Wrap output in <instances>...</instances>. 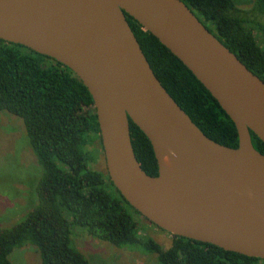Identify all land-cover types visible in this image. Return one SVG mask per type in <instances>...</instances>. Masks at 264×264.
<instances>
[{
  "label": "water",
  "instance_id": "water-1",
  "mask_svg": "<svg viewBox=\"0 0 264 264\" xmlns=\"http://www.w3.org/2000/svg\"><path fill=\"white\" fill-rule=\"evenodd\" d=\"M126 13L194 73L234 121L239 145L206 135L153 70ZM0 39L71 68L94 99L107 172L159 228L264 259V80L183 0H0ZM132 119L152 143L148 174Z\"/></svg>",
  "mask_w": 264,
  "mask_h": 264
},
{
  "label": "trees",
  "instance_id": "trees-1",
  "mask_svg": "<svg viewBox=\"0 0 264 264\" xmlns=\"http://www.w3.org/2000/svg\"><path fill=\"white\" fill-rule=\"evenodd\" d=\"M183 1L264 80V43L250 26L259 24L256 18L235 0ZM253 12L264 15V0L254 1ZM126 16L168 92L206 135L237 147V127L218 100L158 37L130 14ZM0 111L23 121L42 166L37 204L11 227L0 226V264H13L10 254L27 243L37 246L41 264H90L72 243V225L86 227L93 237L116 246L155 254L160 264H264L263 258L173 234L170 245L164 247L142 232L136 218L140 213L116 188L108 172L94 167L98 140L103 148L94 99L84 82L63 63L0 39ZM130 127L138 160L148 174L157 175L151 141L132 119ZM251 135L255 148L264 153V141L253 131Z\"/></svg>",
  "mask_w": 264,
  "mask_h": 264
},
{
  "label": "rangeland",
  "instance_id": "rangeland-1",
  "mask_svg": "<svg viewBox=\"0 0 264 264\" xmlns=\"http://www.w3.org/2000/svg\"><path fill=\"white\" fill-rule=\"evenodd\" d=\"M250 17L256 38L264 43V15L253 12L255 0H235ZM98 151L94 167L106 173V157L97 141ZM42 175V166L33 152L23 121L16 115L0 111V226L11 227L24 219L37 204L36 186ZM68 215L67 213H65ZM144 216L136 214L142 229L164 247L172 242V234L151 224ZM72 243L82 251L90 264H160L155 254L128 246H116L93 237L86 227L72 225ZM13 264H41L36 245L27 243L15 247L10 254Z\"/></svg>",
  "mask_w": 264,
  "mask_h": 264
}]
</instances>
